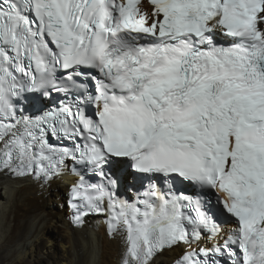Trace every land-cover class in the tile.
<instances>
[{"label":"snow or ice","instance_id":"6c2138e0","mask_svg":"<svg viewBox=\"0 0 264 264\" xmlns=\"http://www.w3.org/2000/svg\"><path fill=\"white\" fill-rule=\"evenodd\" d=\"M0 173L70 174L118 264H264V0H0Z\"/></svg>","mask_w":264,"mask_h":264},{"label":"bare ground","instance_id":"6f19581e","mask_svg":"<svg viewBox=\"0 0 264 264\" xmlns=\"http://www.w3.org/2000/svg\"><path fill=\"white\" fill-rule=\"evenodd\" d=\"M71 179L66 174L44 183L0 175V264H118L120 238L107 235L104 217L72 224L66 206ZM129 184L122 192L132 197ZM180 250H163L153 264H173Z\"/></svg>","mask_w":264,"mask_h":264},{"label":"rangeland","instance_id":"374dc122","mask_svg":"<svg viewBox=\"0 0 264 264\" xmlns=\"http://www.w3.org/2000/svg\"><path fill=\"white\" fill-rule=\"evenodd\" d=\"M63 197H64V194H63Z\"/></svg>","mask_w":264,"mask_h":264}]
</instances>
